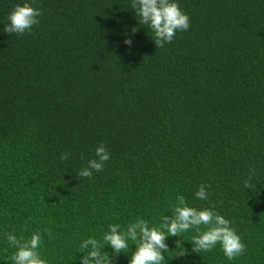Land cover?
<instances>
[{
  "label": "trees",
  "instance_id": "obj_1",
  "mask_svg": "<svg viewBox=\"0 0 264 264\" xmlns=\"http://www.w3.org/2000/svg\"><path fill=\"white\" fill-rule=\"evenodd\" d=\"M17 3L0 0V264L15 251L6 232L36 231L49 264H80L88 236L158 223L178 194L231 220L245 250L229 261L183 241L177 259L173 236L168 264H264V0H178L189 29L162 48L131 0H33L39 23L7 34ZM101 142L109 161L80 177Z\"/></svg>",
  "mask_w": 264,
  "mask_h": 264
},
{
  "label": "clouds",
  "instance_id": "obj_2",
  "mask_svg": "<svg viewBox=\"0 0 264 264\" xmlns=\"http://www.w3.org/2000/svg\"><path fill=\"white\" fill-rule=\"evenodd\" d=\"M131 9L139 17V24L147 25L152 32V39L156 47H164L172 42L179 31L189 29V16L180 8L178 0H131ZM41 9L33 7V0H22L15 4L7 14V23L3 31L7 34H24L30 32L32 27L39 23ZM135 28L132 29L134 33ZM133 39L127 36L123 39L126 51L133 47ZM110 153L104 143H100L94 151V158L88 159L86 166L78 170L80 177L91 178L94 172H100ZM256 168L250 167L248 178L243 181L244 189H255L253 194L258 195L253 183ZM258 183V182H257ZM208 185L200 184L194 192L199 201H207ZM175 203L171 206V215L162 214L158 223L137 217L124 224L109 223L102 235H90L83 240L78 250L84 252L79 257L80 264H113L105 245L111 250L112 256L130 252L128 264H168L165 253H169L167 239L179 237L175 243V258L187 255L183 241L191 244V252H211L219 245L227 260L232 261L245 250V245L232 221L218 213L214 207H197L190 204L183 195L178 194ZM192 232L190 241L182 239V234ZM50 239H55L51 232L47 233ZM4 239L15 251L12 253L11 264H49L39 251L41 247V234L33 232L29 238L17 236L14 232H6ZM89 245L91 247H89ZM130 245L134 247L130 248Z\"/></svg>",
  "mask_w": 264,
  "mask_h": 264
}]
</instances>
